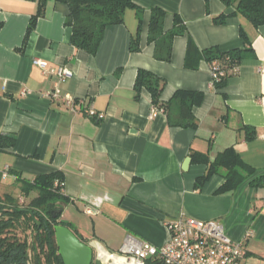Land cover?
I'll return each mask as SVG.
<instances>
[{"label": "crops", "instance_id": "obj_1", "mask_svg": "<svg viewBox=\"0 0 264 264\" xmlns=\"http://www.w3.org/2000/svg\"><path fill=\"white\" fill-rule=\"evenodd\" d=\"M134 2L140 15L129 9L123 24L107 26L97 54L90 55L71 42L72 29L65 25L68 5L50 1L22 49L38 3L0 0V136L16 139L0 151V171L10 168V175L0 178V194L18 192L17 176L33 180L61 171L71 202L60 220L93 244L94 257L96 244L117 252L128 235L161 246L170 236L168 223L185 215L217 220L233 240L250 232L243 264H264V186L251 184L264 175V25L256 28L241 15L216 22L215 17L234 9L225 0ZM155 7L167 12L165 33L176 15L187 27L174 37L170 61L155 56L163 39H148ZM242 26L254 54L246 55L223 87L212 85V65L205 59L195 69L186 67L189 37L200 50L244 48ZM138 30L140 50L131 51ZM61 67L70 72L63 80L57 74ZM140 69L166 80L163 101L180 89L204 93L193 109L195 128L170 125L164 112L151 117L150 92L135 90ZM56 87L84 103L73 110L52 101L46 94ZM87 107L104 118L88 116ZM178 110L175 105L172 114ZM230 147L255 174L232 192H216L225 182L219 174L197 188L207 165L193 161L192 153L214 160Z\"/></svg>", "mask_w": 264, "mask_h": 264}, {"label": "trees", "instance_id": "obj_2", "mask_svg": "<svg viewBox=\"0 0 264 264\" xmlns=\"http://www.w3.org/2000/svg\"><path fill=\"white\" fill-rule=\"evenodd\" d=\"M38 3V10L32 16L27 28L23 47L35 29L38 19L46 13L50 1L64 3L69 7V14L65 25L71 27V42L77 49H82L90 55L97 54L104 37L107 26L123 24L125 14L133 9L138 15L141 8L134 0H34ZM208 1V0H206ZM228 7H233L231 12H224L215 17L218 23H225L228 18L236 15L246 17L254 27L264 25V0H225ZM167 12L159 7L152 9L149 23L148 39L157 42L163 39L161 45L156 46V58L170 61L172 57V45L174 37L186 33L187 27L179 16H175L174 27L167 33L164 32V19ZM141 19L139 30L141 29ZM2 23L0 22V29ZM136 33L131 41L130 50H140L139 35ZM244 39V48H234L224 51L219 46H212L200 50L192 37H189L185 57L187 68L195 69L201 60L205 59L211 65L219 63L220 67L228 75L224 77L217 87H223L231 76L236 73L230 72L239 67L247 54H254L252 40L243 26L240 30ZM166 80L152 71L140 69L135 80V90L139 94L147 89L152 96V105L162 109L167 115L169 124L181 127L197 126L193 112L195 106L202 103L204 93L196 90H177L168 101L161 98ZM178 105V115L172 114L173 107ZM254 136L249 134L248 139ZM14 137L0 136V151L6 147L15 145ZM193 161L205 163V174L198 177L196 187L203 186L214 174L224 177L225 182L218 188L217 193L235 191L245 180L255 174L254 167L246 163L240 153L230 147L219 153L214 160H210L207 154L200 152L192 153ZM0 178L2 175L0 173ZM64 174L55 171L35 176L33 180H27L17 176V189L27 199L23 204L15 192L0 194V264H64L59 254L55 236V225L60 223V216L53 218L52 213L64 210L71 202V198L63 192ZM254 187L264 186V175L251 181ZM17 192V193H18ZM67 225L80 237L77 229L68 222ZM87 242V241H85ZM94 257L93 264H97Z\"/></svg>", "mask_w": 264, "mask_h": 264}, {"label": "built area", "instance_id": "obj_3", "mask_svg": "<svg viewBox=\"0 0 264 264\" xmlns=\"http://www.w3.org/2000/svg\"><path fill=\"white\" fill-rule=\"evenodd\" d=\"M35 63L45 69V64L40 59ZM48 72L47 70H44ZM233 73L239 72L235 67ZM61 80L67 78L70 72L61 67L58 72ZM228 73L219 63L212 64V85L219 83ZM52 101L61 102L76 110L77 104L84 103L70 94H63L60 88L46 94ZM90 117L104 118L103 113H98L93 107L86 108ZM163 112L162 109L152 107L151 117ZM3 178L10 175V168L6 166L0 171ZM88 213H93L91 207H86ZM169 239L161 246L149 241L141 240L133 235H128L120 250L112 252L103 246L95 245L96 260L102 264H114L117 258L124 260L125 264H243L246 256V240L251 233L248 232L242 240H233L226 234L225 227L217 220H200L194 217L180 215L168 223Z\"/></svg>", "mask_w": 264, "mask_h": 264}, {"label": "water", "instance_id": "obj_4", "mask_svg": "<svg viewBox=\"0 0 264 264\" xmlns=\"http://www.w3.org/2000/svg\"><path fill=\"white\" fill-rule=\"evenodd\" d=\"M187 163L189 164L190 160ZM61 214L62 211L53 212L52 216L57 218ZM67 223L66 220H60V223L55 225L56 242L64 264H93V244L82 241Z\"/></svg>", "mask_w": 264, "mask_h": 264}, {"label": "rangeland", "instance_id": "obj_5", "mask_svg": "<svg viewBox=\"0 0 264 264\" xmlns=\"http://www.w3.org/2000/svg\"><path fill=\"white\" fill-rule=\"evenodd\" d=\"M8 191L13 192V189H9ZM15 195L19 196L20 202L23 204L27 203L30 200L29 198L27 199L20 191L16 193Z\"/></svg>", "mask_w": 264, "mask_h": 264}, {"label": "bare ground", "instance_id": "obj_6", "mask_svg": "<svg viewBox=\"0 0 264 264\" xmlns=\"http://www.w3.org/2000/svg\"><path fill=\"white\" fill-rule=\"evenodd\" d=\"M114 264H125V263L123 259L117 258Z\"/></svg>", "mask_w": 264, "mask_h": 264}]
</instances>
